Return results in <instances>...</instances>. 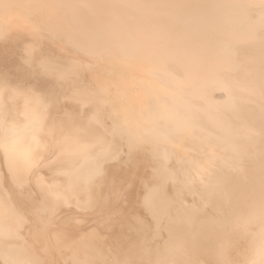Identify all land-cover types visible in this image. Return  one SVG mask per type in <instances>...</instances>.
<instances>
[{
  "label": "bare ground",
  "instance_id": "1",
  "mask_svg": "<svg viewBox=\"0 0 264 264\" xmlns=\"http://www.w3.org/2000/svg\"><path fill=\"white\" fill-rule=\"evenodd\" d=\"M239 2L240 3L236 4V2H232V0H183L181 3L177 0H0V10L4 13H8L14 9H23L24 12L30 16H39V29L57 33V30L63 28L65 30L64 35L66 40L69 39L67 35L80 33L83 41H80L79 44L83 47L84 52L89 53L88 51H95L100 47L102 50L114 51L115 54L125 56L129 60H132L134 62L133 64L137 66L136 68L139 74H143L144 77L147 78H156L157 82L151 81V84H148L142 76L135 77L133 82L134 90L140 91L139 95L141 96L137 95L130 100L128 102L129 107L124 111L131 113V116L132 113L135 112V117H137L136 120H133L135 123H144L146 129L156 132L164 138V143H155L156 145L154 146H156V148L154 147L153 151L165 152L168 149L169 151L176 148L187 149L186 147L188 145L197 148L198 151L196 154L192 155V153H185L182 156L181 159L186 164V167L195 170L198 174H200L198 171H209L214 174L215 172L220 173L221 176H219V180L221 181V185L226 186V189L228 187L231 191L230 194L237 199L244 197L248 187H251L249 180L252 179L251 173L253 172V168L259 173V177L262 181H264V0L246 1L249 2V4H257L259 6V12L257 13L258 21L255 25L254 23L242 20L240 17H238L239 19L231 18L228 13L230 9L235 8L238 10L244 6V1H242V3L241 1ZM234 4H236V6ZM58 19L64 23L58 21ZM224 22L226 25L221 26ZM202 38L209 39V42L204 46H202L203 42L200 41ZM30 62L31 60H29V63ZM78 63H80V68L70 71V74H77L85 69L84 65L89 66L90 64L89 61L80 62V60L77 61L76 65ZM36 65L38 64L36 63ZM31 66L32 65H30V67ZM36 67L38 68V66ZM41 68L43 69V67ZM46 69L45 71L40 70L39 75L41 73H43L41 75H45L49 71H46ZM54 72L57 71L55 70ZM33 73L37 74L35 72ZM49 73L51 72L49 71ZM95 74L90 75L92 77L94 76L93 80L97 78ZM86 79L89 80L88 78ZM75 81L73 83H76ZM213 82H220V84L223 85L228 95L226 102L209 101V89ZM87 86L89 87V85ZM11 87H13V85L0 84V103L3 102L8 104L12 108L14 115L20 117L22 114V118L25 119L24 124H21V126L19 124L15 125V127L17 126L16 129H14L15 127L13 126V128L9 127V130H6L4 136L0 139V143L5 147L4 154L7 159L5 163H7V167L9 166L8 168L10 169L11 176L15 178L16 176L28 175L26 174L28 167L29 170L31 169V164H28L30 162L28 160L33 158V153L31 154V152H33V147L37 142V140H34L36 139L37 132H32V130L36 128L40 129L48 117L50 118L49 122H51V129H54L53 131L55 132L53 145L58 149L59 156L62 154V157H60V159H62L61 161L66 162L67 165L62 163L63 165L60 166L65 165L67 168L60 169L66 170L68 173L71 171V176H73L74 172L80 167L77 166L78 164L75 160L86 150H83L85 148H79L81 145L77 140L79 136L76 137V134H74L75 132L73 133L72 131H80L81 128L83 129L87 125L86 120L77 116L73 110L67 107L62 111H49L47 108L52 100H45V96L48 97L47 92L39 88H37V90H30L29 93L20 92L21 90L18 91V89H16L17 87ZM50 87L51 86L48 84L43 88L47 90ZM96 87L98 88L95 90V93H93L94 95L92 94L93 96L91 95V98H89V100L87 99V101L93 103L97 110V108L101 109L105 104L109 103V97L106 96V94H109L106 93L109 89L108 86L101 87L98 83H96ZM74 90H77L76 93L79 94L83 91V89L80 90V88H75ZM89 90L93 91L91 89ZM123 93L122 91H120V94L116 93L113 100L114 98H117L116 100L119 98L123 100ZM48 95H52V93L49 92ZM110 99L112 100V98ZM77 100L80 101L79 99ZM84 101L86 103V99H84ZM80 102H82V100ZM83 105L82 108L85 107V104ZM42 106L44 108H42ZM121 109L123 110V108ZM114 111H116V109ZM120 113L122 114L123 112ZM126 114H124V116ZM125 117L128 118V116ZM92 118L95 117L92 116L89 121L92 120ZM128 126L129 125H127V127ZM22 127L24 129H19ZM47 138L49 139L50 136H47ZM91 142L93 141L91 140ZM94 142L96 143V141ZM39 144L40 143L36 145L39 146ZM50 146H52V144ZM82 146H84V144L81 145V147ZM93 147L92 149H95ZM100 147L97 146L96 149ZM50 148L51 147H49V149ZM90 148L87 147L86 149ZM96 149L93 150V152L96 151ZM191 150H193V148ZM191 150L189 147V151ZM194 150L192 152H194ZM89 151L90 150L85 154L83 153L84 155H81L79 158L81 159V157H83L82 159L89 160L87 163L91 164L93 160L96 162L98 158L96 159L95 157L100 152H94L95 159H93V153ZM103 151H105V149ZM186 151L187 150H185V152ZM95 153H97L96 156ZM165 153H162L161 156ZM216 154L218 156L216 157L218 159H215L218 160L217 164H204L205 162L209 163L208 160L215 158L214 156H216ZM167 155L169 154L167 153ZM166 157L167 156H163L164 160ZM85 160L84 162L81 160V163L84 164ZM58 161V163H61L60 160ZM251 161H255L257 164L254 166H247ZM75 162L77 164L76 166ZM38 163L37 161V165H39ZM164 164L167 165V163ZM82 166L84 168V165ZM165 166L162 164L161 160L158 166H156L158 172L155 176L160 177L161 180H163L162 177L167 175V169H169V167L166 168L167 166ZM178 166L179 165H177V167ZM184 166L185 165L182 167ZM88 167H91V165ZM225 167H227V169H233L235 172L245 173V177L248 181H243L241 179L237 180L238 176L229 172L230 170L228 172L223 171ZM86 168L87 166L84 170L88 171L94 167ZM179 168L181 167L179 166ZM58 169L59 168H57V170ZM33 170L35 171V169ZM77 171L81 172V170ZM85 171H83V175L87 173V171L86 173ZM54 172L59 173V171L56 172V169ZM61 172L63 173V171ZM169 172L170 171H168V176L170 177L171 172ZM179 172L182 174L181 171ZM183 172H185V170ZM173 174L174 173L171 175ZM177 174L179 173H176V175ZM54 175L55 174H53V176ZM34 177L42 178L43 176L39 173ZM84 177H87L86 179L89 178V176ZM26 178H24L25 181ZM72 178H74V176ZM200 178L202 177L200 176ZM64 179L70 180L69 178ZM170 179L172 180V178ZM199 179L197 178V180ZM55 180L57 179L55 178ZM36 182H38V180ZM56 182L57 181H55V183ZM65 182L67 183L66 185H68L71 180ZM43 183H41V185ZM185 183L186 182H184V184ZM51 185L53 187L55 186V190L57 189L56 184ZM159 185L160 183H157L153 185V188L149 185L150 188L147 194H144V196H146V204L144 203V205L148 212L150 210L151 213H149L152 217H156L155 219L159 217L162 218V211L166 208V204H169L168 200V203L165 202L167 198H163V200L158 199L162 196H159V194H157L158 196L156 195L155 186L159 187ZM69 187L70 186L65 187V190L68 188L70 192L73 187L72 189H69ZM47 189H49V187H47ZM62 189H64V187L58 190L61 191ZM81 190L84 189L82 188ZM219 192V190H216V193H212V203L214 208L219 211L220 216L215 218L210 213L208 215L204 213L201 216L198 215L194 221H186L187 218L182 217L169 224L168 229L170 234L178 238V244L167 249L168 255L166 258L162 255L159 247L155 248L154 252L160 255L158 259L155 260L156 264H203L198 260L200 256H204V258L208 260L207 262L211 261L214 262V264L221 263L222 260H220V257L217 256L216 253L215 255H211L208 252L214 249L217 251L219 246L227 248L228 242L226 239L229 235H234V232L231 233L233 225L228 223L229 220H248L250 218L249 216L242 215L241 212L244 210L240 211L244 207V202H235L231 216H228L224 211H220L219 208L223 207V205L219 197ZM60 194H58V196L55 195L57 200L58 197L61 196ZM179 197L181 198V196ZM2 199L3 198L0 196V212L10 211L11 207L9 205L1 206L4 201V199ZM168 199L172 200V197ZM157 202L165 205L163 209L158 206L160 203ZM253 210L250 215L256 214L258 216L260 215L261 218L264 217V197L262 199V208L256 211ZM14 211L15 210H13L12 213ZM165 213L168 212L165 210ZM194 213L195 212H193L192 215ZM13 215L15 216L14 213ZM192 215L187 220H193L194 216L192 217ZM160 218L157 220H160ZM195 220L197 221L195 222ZM17 222L18 220H0V252L4 253L5 257V261L3 258L2 261L4 264H37L38 260L34 258L36 255L33 254L36 250L34 251L33 248L34 252L31 250V245L36 239L32 243H29L31 244L30 246L27 244L28 241H31L29 239L33 234H30V237L25 234L29 237V239H27L28 237L26 238L28 241L23 238L27 243L24 240H22V243L20 242L21 240L18 241L20 238L8 242L4 240L11 230L18 226ZM44 230H46V228H44ZM25 231L28 232L27 229ZM33 232L31 231L30 233ZM240 232H244V230H240ZM41 234L42 233H40V235ZM65 234L64 236L68 237L66 232ZM22 235L20 236L22 237ZM53 236L56 240L58 239V244L60 242L63 247H66L61 239L58 238L59 235L54 233ZM188 241H192L195 247L192 251L185 252L186 249L182 250V247L184 243ZM24 242L27 246L24 245ZM131 243L133 245L130 246L129 243V246L126 247L128 251H124L125 249H113L116 250L113 256L116 254L118 257L117 262L113 261V263H107L108 261L105 258L106 255L103 253L106 247L105 244H107L105 242L86 245L77 241L74 244L76 250L75 254L73 252L71 256L73 260H75L77 256H80L74 264H131L133 260L137 258L136 250L139 249V246L145 244L146 240L144 235H140V240L135 239ZM66 244L70 247L68 243ZM119 248L121 249V247ZM256 255V264H264V235L261 244L256 248ZM37 257L38 256H36V258ZM67 258L70 259L69 253L66 254V259ZM142 263L154 264L147 261H143Z\"/></svg>",
  "mask_w": 264,
  "mask_h": 264
},
{
  "label": "rangeland",
  "instance_id": "2",
  "mask_svg": "<svg viewBox=\"0 0 264 264\" xmlns=\"http://www.w3.org/2000/svg\"><path fill=\"white\" fill-rule=\"evenodd\" d=\"M177 1L181 3L183 0ZM239 1H241V3L244 1V6L238 10L235 8L230 9L228 13L230 14L231 18L239 19L238 17H240L242 20L254 23L255 25V23L258 21L257 13L259 12V6L257 4H249V2H246L247 0H232V2H236V4L240 3ZM236 4L234 5L236 6ZM58 21L64 23L60 19H58ZM38 25L39 16H30L24 12L23 9H14L8 13H4L2 10H0V84L4 83L6 85H13L11 88L17 87L16 89H18V91L21 90L20 92L29 93L30 90H37V88H39L42 91L47 92V96L49 98L45 96V100H52L49 107L47 108L49 111H62L67 107L73 110L77 116L85 119L87 125L83 129L81 128L80 131L73 130L72 132H75L74 134H76V137L79 136L77 137L78 143L81 145L84 144L82 147L81 145L80 147L78 146L79 148H85L83 150L86 151H83V153L85 154L88 150H90L89 152L93 153V159H98L96 162L91 159L93 161H90L91 164H89L87 163L89 160L87 161L82 159L83 157H81V159L79 158L81 155H84L82 153L75 160L78 164L77 165L75 162V166H80L77 170H81L82 174L80 171L78 172L76 170V173L74 172L73 175L74 178L71 176V171L68 173V171L62 170L64 168L66 169L67 165L66 162L61 161L62 159H60V157H62V154L59 156L58 149L53 145L55 140V132L53 131L54 129H51L49 117L46 119L40 129L36 128L32 130V132H37L36 139H34L37 140V142H34H36L37 145L38 143L40 144L39 146L35 144V148L33 147V152H31V154L33 153V158L35 156L36 157L34 160L33 158L28 160L30 161L28 164H31V171L28 167L26 171V174H28L27 176H16L17 179L16 177L14 178L11 176L10 169L8 168L9 166L7 167V163H5L7 162L6 155L4 154L5 147H3V145L0 143V196L4 199L1 206L9 205L11 207L10 211H6L7 214L6 212H0V220H18V226H15L16 228H13L9 235L4 238V240L8 242L15 241L20 238L18 241L21 240L20 242L22 243V240L29 239L30 234H33L34 237L31 236L29 239L31 241L27 240L28 243L25 240L24 241L29 244L36 239L32 245L29 244V246H32V251L33 249L34 251L36 250L35 252L33 251V254L38 256L36 258L34 255V258L38 260L37 264H74V262L80 257L77 256L76 259L73 260V257L71 256L73 252L75 254L76 250L74 248V244L77 241H80L86 245L105 242L107 244H105L106 247L103 253L106 255L105 258L108 261L106 262L113 263V261L117 262L118 259L116 254V258L113 256L114 252L116 251L113 249H125L124 251H128V249L126 250V247L129 246V243L130 246L133 245L131 243L132 241L135 239L140 240V235H144L146 243L139 246V249L136 250L137 258L134 259L131 264H145L142 263L143 261L156 264L155 260L158 259V256L160 255L154 252L155 248L159 247L161 249L162 255L166 258L168 255L167 249H170L171 247L178 244V238H175L170 234L168 229L169 224L177 221L178 218L186 217L189 219L193 212H195L192 215V217L194 216L193 220L186 219V221H194L198 215L201 216L204 213H206V215L210 213L215 218L220 216L219 211L214 208L212 203V193H216V190H219V197L223 205V207L219 208L220 211H224L228 214V216H231L235 202H244V207L240 211L244 210L241 212L242 215L249 216L250 219L229 220L228 223L233 225L231 233L234 232V235H229V237L226 239L228 242L227 248L219 246L217 251L214 249L208 253L211 255H215L216 253L217 256L220 257V260H222L220 264H256V248L259 244H261L264 235V217L261 218L260 215L258 216L256 214L250 215V213L253 209V211H256L262 208V199L264 197V181H262V179L259 177V173L253 168V172L251 173L252 179L249 180L251 187H248L244 197L236 199L232 196V194H230L231 191L228 189V187L226 189V186L221 185V181L219 180V176H221L220 173L215 172L214 174L213 172L209 171H198L201 174L200 175L195 170L188 169L186 167V164L181 158L185 153H192V155L196 154L198 149L194 146L188 145L186 147L187 149H172L174 151H169L168 149L165 151L166 153L154 150L157 153L156 154L153 151V148H156L154 145L157 143H164V138L156 132L146 129L144 127V123H135V121H133L137 119V117H135V112L132 113L131 116V113H127L124 110L129 107L128 102L140 94V91L134 90L133 82L136 76H142L144 80L148 82V84H151V81L157 82V79L150 77L147 78L144 77L143 74H139L137 72V66L133 64L134 62L132 60H129L125 56L117 55L114 51L102 50L100 47L95 51H88L89 53L84 52L83 47H81L79 44L80 41H83V38L81 37L82 35L80 33L69 34L67 35L69 39L66 40L64 35L65 30L63 28L57 30V33H53L44 29H39ZM224 25H226L225 22L221 24V26ZM200 41L203 42L202 46H204L209 42V39L202 38ZM29 60H31L30 63ZM78 60H80V62L89 61L90 64L89 66L84 65L85 69L83 71H80L77 74H70V71L80 68V63L76 65ZM36 63L38 65H36ZM29 64L32 66L30 67ZM36 66H38V68ZM39 66L43 67V69ZM52 68H54L57 72H54L55 70ZM45 69L46 71L49 70L51 73L53 70V75L49 73V71L47 73L44 72ZM40 70H44L43 72L46 74L41 75L43 73L40 72L41 74L39 75ZM33 72L37 74H34ZM91 74L97 75V78H95L96 80L94 79L95 81L93 80L94 76H90ZM74 81L76 83H73ZM96 83H98L101 87L108 86L109 89V91L106 92L109 93L106 94V96L109 97V103L105 104L101 109L97 108V110L93 103L87 101V99L89 100L91 95L95 93V90H97L98 87H96ZM48 84L51 86L50 88L47 90L45 89L46 87L43 88ZM87 85H89V87ZM75 88H80V90L83 89V91H81L80 94L76 93L77 90H74ZM89 89L93 90L94 92L90 91ZM120 91H122V93L124 91L123 100L121 98L118 100H116L117 98H114L113 100V97L116 96V93L120 94ZM49 92H51L52 95H48ZM209 93V101H227L228 95L226 94L225 89L223 85L220 84V82H213L209 89ZM110 98H112L113 101ZM77 99L80 101L82 100V102L78 101ZM84 99H86V103ZM83 104H85L84 108H82L84 106ZM0 105L1 139L4 136V132L9 130V127H15L17 124L21 126V124H24L25 119L22 118V114L20 117L14 115L12 108L8 104L2 102ZM42 108L44 107L42 106ZM121 108H123V110ZM115 109L116 111H114ZM120 112H123V115ZM124 114H126L125 116H128V118H126ZM90 116H94L95 118H92V120L89 121L91 118ZM127 120L130 122V124ZM127 125H129V128ZM16 127L14 129H16ZM19 129L22 130L24 128L22 127ZM48 131L52 133H49ZM156 134L162 138L160 139ZM47 136H50V138L48 139ZM91 140L93 142L96 141V143L94 142L93 144ZM51 144L52 146H50ZM97 146L101 147L96 149ZM49 147L53 148L49 149ZM87 147L91 148L86 149ZM92 147L101 154L95 153V156L96 154L97 156L94 158V152L96 151L93 152L95 149H92ZM189 147L190 150L192 148L193 150L195 149L194 152H192L193 150L189 151ZM104 149L105 151H103ZM185 150L187 151L185 152ZM162 153H165L163 156H167L165 160L163 156H161ZM167 153L169 155H167ZM214 157L215 158H212V160H208L209 163L205 162L204 164H217L218 160H215L218 159L216 158L218 157L217 154ZM56 159L60 160L61 163H58L59 161ZM36 160L39 162V165H37ZM81 160L83 162L85 160V163H81ZM160 160L164 166L166 165L164 163H167V167H165H169L170 170H167L170 171L171 174L174 173L173 175L170 174L169 177L167 171V175L162 177L163 180H161L160 177L155 176L158 172L156 166H158ZM62 163L66 166H60L63 165ZM256 164L257 163L255 161H251L247 166H254ZM82 165H84V168L86 166L87 168H94L91 170L89 169L88 171L86 170L88 173L87 174ZM90 165L91 167H88ZM177 165H179L181 168H179V166L177 167ZM183 165L185 166L182 167ZM57 168L59 169L57 170ZM33 169H35V171ZM55 169L56 172L59 171V173H55ZM60 170L63 171V173ZM82 170L85 171V175H83L84 172ZM184 170L185 172H183ZM179 171H181L182 174H180ZM223 171L232 172L235 176H238L237 180L241 179L243 181H248V179L245 177V173L243 172H235L233 169H227V167H225ZM39 173L42 174V178L34 177ZM176 173L179 174L176 175ZM53 174L55 175L53 176ZM199 175L202 178H200ZM84 176H89V178L86 179L87 177ZM23 177H27L26 181ZM196 177L200 179L197 180ZM55 178L57 180H55ZM64 178H69L72 182V185L71 182H69L70 180H66ZM170 178H172V180ZM63 179L70 184L68 183V185H66L67 183ZM37 180L40 183L36 182ZM55 181L57 182L55 183ZM184 182H186V185ZM41 183L43 184L41 185ZM157 183H160V185L159 187L155 186V193L157 192L156 195L159 194V196H162L158 199L163 200V198H167L165 199V202H169V204L165 203L166 206L163 203L157 202L160 203L158 206L162 207V209L163 206L166 207L163 210L164 213L162 211V216L160 215L162 218L159 217L160 220H157L159 218L155 219L156 217H152L150 210L148 209L150 212L149 213L146 206L144 205V203L146 204V196H144V194H147L150 186L153 188V185H156ZM51 184H56L57 189L55 190V186L53 187ZM68 186H70L69 189H72L73 187L70 192L68 188L65 190V187ZM47 187H49L51 190L47 189ZM63 187L64 189L61 190L62 192L59 191L60 188ZM77 187L80 189L78 190ZM82 188L84 190H81ZM53 191H56V194ZM46 192L52 193L48 194ZM53 194L56 196L60 194L61 196H59L57 200L56 196ZM178 195L181 196V198ZM52 197L55 198L53 199ZM169 197H172V200L168 199ZM49 198H52L53 201ZM12 209L15 210L13 212L15 216L12 213ZM165 210L168 213H165ZM196 221L197 220H195V222ZM44 228H46L48 232L44 230ZM26 229L28 232L25 231ZM240 230H244V232H240ZM31 231L36 232L30 233ZM65 232L67 233L68 237L64 236L66 235ZM40 233H42L43 236L45 235L44 238L42 234L40 235ZM54 233L59 235L58 238L61 239L62 243H64L66 247H63L60 242V245L58 244V239L56 240L53 236ZM25 234H27L29 237ZM20 235H22V237ZM25 242L24 245L27 246ZM66 243H68L70 247H68ZM119 247H121V249ZM194 247L195 246L193 242L188 241L184 243L182 250L186 249L185 252H188L192 251ZM67 253L70 254V259H66ZM2 258L5 261L4 253L0 252V264H4ZM198 260L203 264H214V262L211 261L207 262L208 260H206L204 256H200Z\"/></svg>",
  "mask_w": 264,
  "mask_h": 264
}]
</instances>
